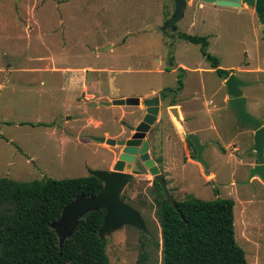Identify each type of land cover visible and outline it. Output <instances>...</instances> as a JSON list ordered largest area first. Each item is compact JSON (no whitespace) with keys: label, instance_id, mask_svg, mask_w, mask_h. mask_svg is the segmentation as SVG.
Instances as JSON below:
<instances>
[{"label":"rangeland","instance_id":"1","mask_svg":"<svg viewBox=\"0 0 264 264\" xmlns=\"http://www.w3.org/2000/svg\"><path fill=\"white\" fill-rule=\"evenodd\" d=\"M186 2L168 36L158 28L174 0H0V177L59 179L111 168L121 146L91 136H130L125 124L137 125L146 112L142 101L159 95L145 139L168 190L177 200L233 198L235 240L248 264H264V181L249 171L254 128L239 123L228 103L227 76L217 75L199 44L171 38L206 36L220 67L249 82L242 87L246 108L264 122V33L257 14ZM178 67L184 68L182 89L161 96L163 87L177 85ZM128 96L141 103H106ZM172 105L182 123L168 111ZM181 131L207 142V172ZM128 171L134 178L121 199L147 217L155 238L124 224L105 236L106 254L110 264H162L155 212L161 196L148 171L141 175L133 164Z\"/></svg>","mask_w":264,"mask_h":264},{"label":"trees","instance_id":"2","mask_svg":"<svg viewBox=\"0 0 264 264\" xmlns=\"http://www.w3.org/2000/svg\"><path fill=\"white\" fill-rule=\"evenodd\" d=\"M172 28L176 29V24ZM178 34L179 38L199 44L201 54L217 75L228 76V70L219 66V59L208 52L206 36ZM172 63L173 55L169 59ZM183 71L178 67L177 85L163 87L161 96L175 95L182 89ZM19 124L34 125L29 121ZM154 185L161 196L156 200L155 212L161 231L162 264H248L244 249L235 240L233 198L176 199L180 217L165 201L160 185L155 181ZM101 188V180L91 174L32 180L0 177V264H110L105 239L98 235L103 208L80 218L61 247L50 226L63 206L79 193L88 196Z\"/></svg>","mask_w":264,"mask_h":264},{"label":"water","instance_id":"3","mask_svg":"<svg viewBox=\"0 0 264 264\" xmlns=\"http://www.w3.org/2000/svg\"><path fill=\"white\" fill-rule=\"evenodd\" d=\"M201 1L214 2L215 4L228 7H239L241 2L252 6L258 16L260 27L264 33V0ZM186 5V0H174L172 14L169 16L167 22L159 27L158 30H161L169 36V30L183 16ZM171 38L177 39L179 38V34H174ZM224 84L226 86L229 106L235 110L239 123L242 125H251L254 128V143L251 149L255 152V164L249 169L250 176L258 175L264 181V122L261 117L252 115L246 108L247 99L243 95L242 87L248 85L249 82H245L238 78L234 72H231L225 79ZM106 103L115 105H138L141 101L139 97L128 96L114 98ZM142 104L145 106L146 112L137 125L129 126L134 131L131 137L127 139H116L104 135L91 136L92 139L99 142H104L112 146H122L121 152L118 154L117 159L110 169H89V174L101 180V190L96 194H90L88 196L79 193L73 200L63 206L59 217L50 223L51 228L54 229L58 237L60 247L64 240L73 234L80 218L87 212L102 208L105 210V213L102 224L98 229V235L101 240H104L106 235H109L113 230L124 224L137 226L143 232L148 233L139 211L121 199V192L124 187L134 178L133 173L128 170L131 168L136 157L143 162L145 171H148L153 176L154 181L160 185L165 201L182 217L181 211L176 203V198L168 190L157 163L150 157L148 151L149 143L145 139L147 131L157 118L160 97L159 95H155L151 98L144 99ZM168 111L174 116L175 120L182 123V118L176 105L170 106ZM181 133L186 140L191 142L195 149L193 158L201 163L207 172V165L202 156L207 142H202L200 136L195 132L185 133V131H181Z\"/></svg>","mask_w":264,"mask_h":264},{"label":"flooded vegetation","instance_id":"4","mask_svg":"<svg viewBox=\"0 0 264 264\" xmlns=\"http://www.w3.org/2000/svg\"><path fill=\"white\" fill-rule=\"evenodd\" d=\"M212 4H215L214 2L212 3ZM125 126L127 127V128H129V130H132L129 126H131V125H128V124H125ZM133 130H132V134H133ZM131 134V135H132ZM131 135L130 136H126V137H124V138H122V139H127V138H129V137H131ZM121 148H122V146H121ZM133 165H134V167H136V169H137V171L139 172V174H141V175H144V174H146V172L147 171H145V166H144V164H143V162L140 160V159H138V157H136V159H135V161L132 163ZM108 169H110V168H108ZM164 177V176H163ZM164 179H165V177H164ZM151 187H155V185H154V179L152 180V182H151ZM139 211V210H138ZM139 213H140V215H141V217H142V219H143V221H144V223H145V226H146V228H147V230H148V233H146V232H143L139 227H137V226H135L136 228H138L142 233H144V234H147L148 236H149V238L151 239V240H153L154 238H155V235H154V233L153 232H151L150 233V231H149V229H148V227H147V224H149V221L147 220V217L146 218H144L143 216H142V214H141V212L139 211ZM153 213H155V212H153ZM151 217V216H150ZM152 217L154 218L155 216H153L152 215Z\"/></svg>","mask_w":264,"mask_h":264},{"label":"crops","instance_id":"5","mask_svg":"<svg viewBox=\"0 0 264 264\" xmlns=\"http://www.w3.org/2000/svg\"><path fill=\"white\" fill-rule=\"evenodd\" d=\"M197 6H198L197 8H199V9H203L206 7V6H204V4H198ZM223 7H226L229 10H236L237 12L246 11L249 15H251V17L256 18V13H255L254 8L252 6H249L245 3H243V2L240 3L239 7H228V6H223ZM219 66H220V62H219Z\"/></svg>","mask_w":264,"mask_h":264},{"label":"built area","instance_id":"6","mask_svg":"<svg viewBox=\"0 0 264 264\" xmlns=\"http://www.w3.org/2000/svg\"><path fill=\"white\" fill-rule=\"evenodd\" d=\"M233 150H237V148L236 147H233Z\"/></svg>","mask_w":264,"mask_h":264}]
</instances>
